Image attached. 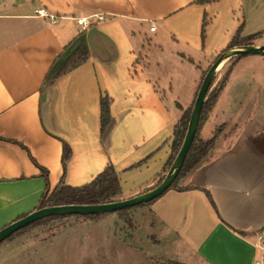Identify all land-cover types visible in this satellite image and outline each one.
Here are the masks:
<instances>
[{"label": "crops", "instance_id": "1", "mask_svg": "<svg viewBox=\"0 0 264 264\" xmlns=\"http://www.w3.org/2000/svg\"><path fill=\"white\" fill-rule=\"evenodd\" d=\"M38 7L55 18L35 16ZM238 29L264 45V0H0V228L34 210L46 187L41 168L48 193L58 184L64 142L66 185L89 183L111 163L118 198L155 186L202 72ZM77 41L88 58L49 81ZM231 58L199 130L207 140L223 125L212 148L179 190L139 210L155 245L175 240L183 264H264V53Z\"/></svg>", "mask_w": 264, "mask_h": 264}, {"label": "rangeland", "instance_id": "2", "mask_svg": "<svg viewBox=\"0 0 264 264\" xmlns=\"http://www.w3.org/2000/svg\"><path fill=\"white\" fill-rule=\"evenodd\" d=\"M229 66L226 62L216 70L210 96ZM140 207L127 210L130 223L116 213H101L31 224L0 243V264H183L174 257L175 240L165 238L161 247L155 245L156 237L148 234V213L139 212Z\"/></svg>", "mask_w": 264, "mask_h": 264}, {"label": "trees", "instance_id": "3", "mask_svg": "<svg viewBox=\"0 0 264 264\" xmlns=\"http://www.w3.org/2000/svg\"><path fill=\"white\" fill-rule=\"evenodd\" d=\"M200 1H202V2H214L217 0H200ZM205 25H206V21L204 18V20L202 22V27H201L202 42L204 41ZM239 32H240V29H238V31L234 35V38L231 40V42L229 43L228 47L225 50L233 48V47L241 46V45L252 44L251 39H253V37L258 34V33H256V34L250 35L246 38H241L239 36ZM88 54L89 53H88L87 46L85 44L79 45L69 55V57L64 61V63L58 68L56 73H54L50 77L49 81H51L56 76H58L61 71L65 70L68 67V62L70 60L76 59L74 62V65H75V64H78L80 61H83L86 58H88ZM243 55H246V54H242V55H238V56H243ZM207 69H205L202 72L201 80H200V83L198 85L197 91L199 89V86L202 82V79H203ZM226 79H227V74L224 77V79L220 81L218 89H217L216 93H214L213 96L209 95V90H208L206 97H205V100L203 102L201 111H200L197 130L195 132L191 146H190V148H189V150L185 156L183 165H182L179 173L177 174L175 180L171 183V185L169 186L168 189H170V188L177 189V190L180 189L177 186L178 180L184 174H186L188 171H190L194 166H196L206 156L208 151L212 148L217 136L222 131L223 125H219L218 127L215 128V130L213 131V135L209 139L202 140L199 138V130H200L201 126L203 125L204 121L206 120L208 112L210 111L211 106L214 103V100H215L217 94L224 87ZM212 82H213V80H212ZM197 91H196V94H197ZM196 94H195V96H196ZM192 105H193V103H192ZM192 105L190 107H188L186 110H184L180 119L176 122V124L173 127L172 142H171L172 153L169 156L168 161L166 163L167 168H169V166L171 165V163H172V161H173V159H174V157H175V155H176V153H177V151H178V149L182 143V140L184 138V134H185V131L187 128V124H188ZM100 111H101L100 112L101 131L103 132L104 129L106 128L109 120H110L109 99L107 97L101 98V100H100ZM70 156H71V149H70L69 145L64 142L63 143V154H62L63 174H62L61 179L58 182V184L49 193H48L47 171L45 169L41 168V174L45 179L46 187H45V191L43 192L42 196L40 197V199H39L37 205L35 206L34 210L42 208V207H46V206H53V205L97 204V203H105V202H111V201L118 200V194L120 192V181H119L118 173L116 172L115 168L113 167V165L111 163H108L105 166V168L98 175H96V177L92 181H90L89 183H86V184H83V185L77 186V187H72V186L66 185L64 183V173H65L66 163L69 160ZM163 177L164 176H162L159 179L158 183L163 179ZM155 199L148 201V202H145V203H141V204L136 205L134 207L148 205L151 202H153ZM134 207L124 208L122 210L115 211L113 213L118 214V216H120L124 222L130 223V217H128L127 210L130 208H134ZM97 215L98 214H88V215H82V216H86L88 218H93ZM22 216H24V215H22ZM22 216H20V217H22ZM65 216H73V215H53V216L44 217L42 219H39V220H37L31 224H34L36 222H40L42 220L55 219V218H60V217H65ZM20 217H18V218H20ZM16 232H14V233H16ZM13 234H11V235H13ZM9 237H7V238H9Z\"/></svg>", "mask_w": 264, "mask_h": 264}, {"label": "water", "instance_id": "4", "mask_svg": "<svg viewBox=\"0 0 264 264\" xmlns=\"http://www.w3.org/2000/svg\"><path fill=\"white\" fill-rule=\"evenodd\" d=\"M78 42H75L62 56V63L69 57V55L78 47ZM264 45L256 46L253 44L241 45L227 49L220 53L216 59L209 65L202 82L199 86L197 94L195 96L190 116L187 124V128L184 134L182 143L169 166L163 179L150 189L145 190L135 196L118 199L111 202L97 203V204H64L46 206L39 209H35L26 215L17 218L7 225L0 228V243L3 242L14 232L27 227L31 223L49 217L53 215H88V214H101V213H113L115 211L122 210L128 207H134L141 203L151 201L159 197L164 191H166L171 183L175 180L179 173L185 156L191 146L195 132L197 130L200 111L205 100L206 94L212 83L218 66L225 60L242 55V54H263Z\"/></svg>", "mask_w": 264, "mask_h": 264}, {"label": "built area", "instance_id": "5", "mask_svg": "<svg viewBox=\"0 0 264 264\" xmlns=\"http://www.w3.org/2000/svg\"><path fill=\"white\" fill-rule=\"evenodd\" d=\"M33 14H34L35 16H48V17H50V18H52V19L55 18V16L52 15V14H50V13L47 11V9L44 8V7H38V8H35V9L33 10ZM77 23L82 27V29H85V28L89 25L85 17H79V18H77ZM154 29H155L154 25H151V26H150V30L152 31V30H154ZM258 237L261 238L260 235H259Z\"/></svg>", "mask_w": 264, "mask_h": 264}, {"label": "bare ground", "instance_id": "6", "mask_svg": "<svg viewBox=\"0 0 264 264\" xmlns=\"http://www.w3.org/2000/svg\"><path fill=\"white\" fill-rule=\"evenodd\" d=\"M221 65H222V64H220V65L218 66V68H220Z\"/></svg>", "mask_w": 264, "mask_h": 264}]
</instances>
